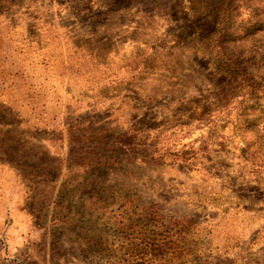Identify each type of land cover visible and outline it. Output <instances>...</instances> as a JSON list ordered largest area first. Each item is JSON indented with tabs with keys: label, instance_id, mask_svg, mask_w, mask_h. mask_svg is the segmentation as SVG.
Returning <instances> with one entry per match:
<instances>
[{
	"label": "rangeland",
	"instance_id": "rangeland-1",
	"mask_svg": "<svg viewBox=\"0 0 264 264\" xmlns=\"http://www.w3.org/2000/svg\"><path fill=\"white\" fill-rule=\"evenodd\" d=\"M137 263L264 264V0H0V264Z\"/></svg>",
	"mask_w": 264,
	"mask_h": 264
},
{
	"label": "trees",
	"instance_id": "trees-1",
	"mask_svg": "<svg viewBox=\"0 0 264 264\" xmlns=\"http://www.w3.org/2000/svg\"><path fill=\"white\" fill-rule=\"evenodd\" d=\"M186 153V152H185ZM137 264H139V263H137Z\"/></svg>",
	"mask_w": 264,
	"mask_h": 264
}]
</instances>
